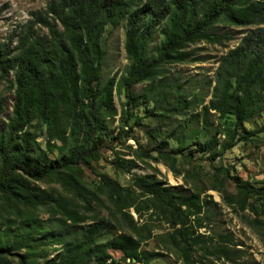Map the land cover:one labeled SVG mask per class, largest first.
I'll list each match as a JSON object with an SVG mask.
<instances>
[{"label":"trees","instance_id":"1","mask_svg":"<svg viewBox=\"0 0 264 264\" xmlns=\"http://www.w3.org/2000/svg\"><path fill=\"white\" fill-rule=\"evenodd\" d=\"M220 22L259 26L222 58L212 98L202 107L204 116L214 111L235 119L221 146L227 151L243 124L264 110V0H47L19 33L0 43V117L9 108L6 93H13L11 115L0 128V264H120L111 251L129 264H159V252L142 250L147 238L128 212H140L137 199L104 177L112 210L82 178L81 166L94 157V136L105 130L106 115L116 113V78L100 87L104 33L108 26L125 30L130 64L120 88L134 105L136 85L149 82L146 94L152 95L163 65L185 61L190 44L215 41L212 30ZM156 32L161 44L149 58ZM156 92L160 98L162 90ZM176 101L184 102L181 93ZM234 180L241 192H257ZM38 183L59 184L77 200L55 197ZM133 183L149 196L148 204L166 210L172 228L179 226L167 242L188 263L198 243L190 223L201 213L199 194H174L149 177ZM94 201L110 212L109 220L98 218ZM31 206L43 208L47 218L25 210ZM216 253L227 254L224 247Z\"/></svg>","mask_w":264,"mask_h":264},{"label":"rangeland","instance_id":"2","mask_svg":"<svg viewBox=\"0 0 264 264\" xmlns=\"http://www.w3.org/2000/svg\"><path fill=\"white\" fill-rule=\"evenodd\" d=\"M46 3L47 0H0V43L19 33L30 14L44 9ZM258 27H235L224 22L215 25L212 30L215 41L190 44L184 49L189 53L185 61L163 65L164 76L154 83L152 95L146 94L149 82L136 85L133 91L139 101L134 105H128L126 92L120 88L130 64L125 52V30L122 26H108L105 30L106 54L100 87L116 78L113 88L116 113L106 115L105 130L94 136V157L88 165L81 166L82 178L85 188L112 210L115 206L103 188L104 177L137 199L134 207L140 205V212L137 214L134 208L128 212L147 238L142 250L159 252L161 257L156 261L159 264H264V131L260 130L264 126V110L243 124L238 130V142L227 151H222L221 146L227 132L235 128V119L214 111L204 116L202 110L212 98L222 58ZM161 40L156 32L148 46L149 58L157 54ZM160 89L159 98L156 91ZM180 93L184 102L176 106ZM12 96L13 93H6L9 108L0 117V128L11 115ZM130 126L132 131L127 130ZM137 177H149L163 187H172L174 194H199L201 213L192 217L190 223L198 243L188 263L167 242L179 226L172 228L164 208L148 204L149 196L143 195L133 183ZM234 179L242 180L257 192H241ZM37 185L55 197L74 199L59 184ZM4 200L0 195V205ZM92 204L98 218H111L110 212L97 201ZM25 210L47 218L43 208L31 206ZM222 247L227 254L216 253ZM110 253L120 264H129L121 260L122 253Z\"/></svg>","mask_w":264,"mask_h":264}]
</instances>
